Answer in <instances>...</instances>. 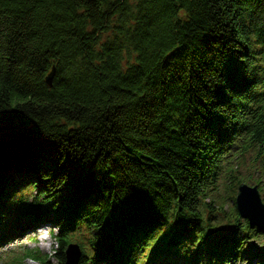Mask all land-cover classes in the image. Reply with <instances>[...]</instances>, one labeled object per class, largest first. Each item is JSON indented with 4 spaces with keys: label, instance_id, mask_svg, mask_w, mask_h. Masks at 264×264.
I'll list each match as a JSON object with an SVG mask.
<instances>
[{
    "label": "trees",
    "instance_id": "obj_1",
    "mask_svg": "<svg viewBox=\"0 0 264 264\" xmlns=\"http://www.w3.org/2000/svg\"><path fill=\"white\" fill-rule=\"evenodd\" d=\"M241 182L264 195V0H0L1 240L56 225L55 264L71 242L78 264L234 263L261 236ZM27 258L51 264L6 262Z\"/></svg>",
    "mask_w": 264,
    "mask_h": 264
},
{
    "label": "rangeland",
    "instance_id": "obj_2",
    "mask_svg": "<svg viewBox=\"0 0 264 264\" xmlns=\"http://www.w3.org/2000/svg\"><path fill=\"white\" fill-rule=\"evenodd\" d=\"M235 150V149H233ZM229 163L225 164L224 167H222L221 175L218 179V185L217 188L213 191V193L216 195V199H218L217 205H214L215 208L219 206V202L224 203V209H228L232 205V201L230 200L231 195V182L233 180L232 176L234 174L236 175H247L248 173H251L252 175H256V170L259 169V157L255 154V151H249L245 153L243 156H233L227 159ZM250 186H253V184H249ZM258 188V187H257ZM261 194V198L263 200V193L259 191ZM36 193L35 190H32L30 193V198L34 196ZM236 195V194H235ZM209 199H206L205 202H209ZM264 201V200H263ZM9 218V217H8ZM244 219V218H243ZM214 221V219H212ZM246 220V219H245ZM247 221V220H246ZM12 228H10L11 230ZM40 229V231H38ZM57 231V226L53 225H42L41 227L34 229V232L27 231L25 233H22L17 239H9L8 237L2 239V233L0 232V264H8L7 258L8 254L12 251H15L19 248H30L33 249L35 247H38L43 253L48 254L50 256V262L51 264H55L56 260L52 257V254L54 253L57 244L54 240L53 234ZM41 232L44 234L45 238L44 240H41ZM229 231H225V235ZM260 235L259 239H253L249 242L248 245V252H243L242 257L240 260L229 263V264H249V254L250 252H253L255 254L262 253L264 250V242L262 240V236L264 231H259ZM222 233L214 232L213 230H210L208 233V237L210 238H217L220 237ZM43 236V235H42ZM254 263L256 261L255 258L250 259V261ZM9 261V260H8ZM184 262V259H180L178 261V264H182ZM256 263V262H255ZM23 264H40L38 261L33 260L31 258L24 259Z\"/></svg>",
    "mask_w": 264,
    "mask_h": 264
},
{
    "label": "water",
    "instance_id": "obj_3",
    "mask_svg": "<svg viewBox=\"0 0 264 264\" xmlns=\"http://www.w3.org/2000/svg\"><path fill=\"white\" fill-rule=\"evenodd\" d=\"M51 75L48 74L46 81L50 84ZM235 208L241 218L247 220L251 227L258 231H264V202L257 185L250 186L245 182L238 184L235 195ZM81 255L77 243H69L64 251V264H78Z\"/></svg>",
    "mask_w": 264,
    "mask_h": 264
},
{
    "label": "bare ground",
    "instance_id": "obj_4",
    "mask_svg": "<svg viewBox=\"0 0 264 264\" xmlns=\"http://www.w3.org/2000/svg\"><path fill=\"white\" fill-rule=\"evenodd\" d=\"M36 230H37V229H36ZM38 231H40V229H39ZM42 233H43V232H41V234H40V235H41V240H44V239H46V238H45L44 234H42ZM42 235H43V236H42Z\"/></svg>",
    "mask_w": 264,
    "mask_h": 264
}]
</instances>
